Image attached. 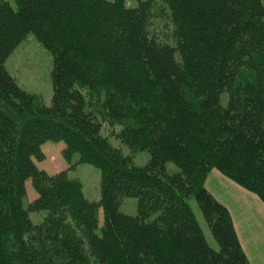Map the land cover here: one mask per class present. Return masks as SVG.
<instances>
[{
	"label": "trees",
	"instance_id": "1",
	"mask_svg": "<svg viewBox=\"0 0 264 264\" xmlns=\"http://www.w3.org/2000/svg\"><path fill=\"white\" fill-rule=\"evenodd\" d=\"M11 1L0 0V264H249L204 181L214 170L264 205V0ZM28 35L52 56L49 106L5 69ZM105 125L148 163L134 166ZM46 142L99 170L98 202L67 170L37 168Z\"/></svg>",
	"mask_w": 264,
	"mask_h": 264
},
{
	"label": "rangeland",
	"instance_id": "2",
	"mask_svg": "<svg viewBox=\"0 0 264 264\" xmlns=\"http://www.w3.org/2000/svg\"><path fill=\"white\" fill-rule=\"evenodd\" d=\"M11 7L15 8L13 1L8 0ZM132 4H135L132 3ZM159 30H165L166 28L157 25ZM51 68H52V56L42 46V44L32 35L26 36L23 41L14 49L5 62V69L16 81L17 85L29 94H34L42 99L43 104L50 105L52 96V84H51ZM246 78V73L244 74ZM118 128L111 129L107 125L103 126L101 134L109 140L113 147L120 149L121 153L126 157H130L132 163L136 167H142L149 161V154L146 151L133 152L127 146L120 143L114 135L117 134ZM64 149V143L62 142H46L41 146V151L44 154L42 161H36L33 159L35 165L39 170L45 171L47 174L52 175L61 171L67 170L70 179H74L80 182L82 186V192L85 198L91 202H98L100 199V172L97 168L89 164H77V156L72 160L71 164H67L62 158L61 151ZM167 168L172 170L174 167L171 164L167 165ZM204 186L212 192V194L220 198V196H230L233 193H238L237 190H244L237 184L226 179L216 171H211L204 181ZM27 191V200L31 201L36 197V194L31 186L30 181L25 183ZM247 200L252 197L250 194H246ZM255 196L259 201L260 199ZM231 197V196H230ZM237 198V197H235ZM234 206L239 210H247L250 208L249 202H236L231 201ZM261 202V201H260ZM27 201H24V205ZM187 204L203 234V237L210 248L218 250L217 243L213 239L209 228L202 216V213L195 201V199H188ZM137 200L134 198H125L120 206V211L124 214L135 216L136 214ZM247 208V209H243ZM45 213H30L29 217L35 224L42 220ZM103 216L102 211H99V224L102 226Z\"/></svg>",
	"mask_w": 264,
	"mask_h": 264
},
{
	"label": "crops",
	"instance_id": "3",
	"mask_svg": "<svg viewBox=\"0 0 264 264\" xmlns=\"http://www.w3.org/2000/svg\"><path fill=\"white\" fill-rule=\"evenodd\" d=\"M205 189L223 206H225L231 216L234 229L238 236L241 248L249 264H264V205L251 193L237 190L230 196L215 197L206 186ZM246 194H250V200H247ZM246 196V197H245ZM237 197V198H235ZM249 202L250 208L240 210L232 204L231 201Z\"/></svg>",
	"mask_w": 264,
	"mask_h": 264
}]
</instances>
